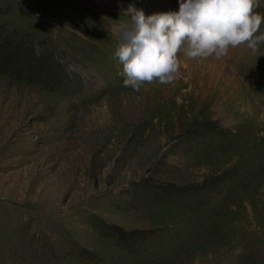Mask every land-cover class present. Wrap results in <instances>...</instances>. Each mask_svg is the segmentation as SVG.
Masks as SVG:
<instances>
[{
    "label": "rangeland",
    "instance_id": "rangeland-1",
    "mask_svg": "<svg viewBox=\"0 0 264 264\" xmlns=\"http://www.w3.org/2000/svg\"><path fill=\"white\" fill-rule=\"evenodd\" d=\"M130 4L0 0V264H264V44L134 92Z\"/></svg>",
    "mask_w": 264,
    "mask_h": 264
},
{
    "label": "clouds",
    "instance_id": "clouds-1",
    "mask_svg": "<svg viewBox=\"0 0 264 264\" xmlns=\"http://www.w3.org/2000/svg\"><path fill=\"white\" fill-rule=\"evenodd\" d=\"M178 11L146 16L129 5L115 57L123 87L139 92L145 84L171 85L180 76L181 54L189 60L222 59L241 46L259 56L264 44L260 0H178Z\"/></svg>",
    "mask_w": 264,
    "mask_h": 264
},
{
    "label": "bare ground",
    "instance_id": "bare-ground-1",
    "mask_svg": "<svg viewBox=\"0 0 264 264\" xmlns=\"http://www.w3.org/2000/svg\"><path fill=\"white\" fill-rule=\"evenodd\" d=\"M166 11V10H165ZM164 10H163V12H165ZM157 12V11H156ZM158 13V12H157ZM5 113V112H4ZM14 117V116H13ZM7 118H9V117H7ZM16 120H18V119H16ZM1 121V120H0ZM8 124V123H7ZM18 125V124H17ZM3 126V125H2ZM3 131V130H2ZM5 132H6V130H4ZM6 133H8V132H6ZM4 134V133H3ZM7 135H9V134H7ZM19 136V135H18ZM1 137V136H0ZM14 137V136H13ZM7 139V138H6ZM3 140V139H2ZM5 141V140H4ZM1 144V143H0ZM2 151V150H1Z\"/></svg>",
    "mask_w": 264,
    "mask_h": 264
}]
</instances>
